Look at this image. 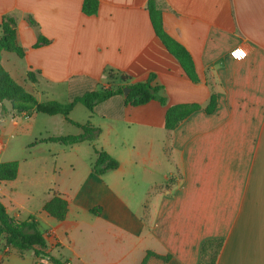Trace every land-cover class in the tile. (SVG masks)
Here are the masks:
<instances>
[{"label": "crops", "instance_id": "0c3cea01", "mask_svg": "<svg viewBox=\"0 0 264 264\" xmlns=\"http://www.w3.org/2000/svg\"><path fill=\"white\" fill-rule=\"evenodd\" d=\"M83 1L0 0V35L3 18L14 16L26 50L23 57L4 51L3 66L17 81L31 72L80 93L108 76L134 84L153 74L167 104L132 106L125 95H113L96 113L89 110L87 121L101 128L93 141L64 145L40 131L34 143L51 146L33 157L60 162L51 166L53 177L45 169L43 180L36 162L25 159V179L19 163L15 179L0 181L15 194L31 190L42 204L33 211L15 198L13 216L34 215L50 252L64 249L71 264H140L149 250L170 258L152 256L148 264H199L210 239L223 240L217 264H264V0H157L166 31L195 64L196 82L157 38L149 0H99L93 15L82 11ZM40 35L50 42L35 47ZM213 95L216 107L208 111ZM181 103L200 108L166 128L168 107ZM17 127L0 138L17 137ZM95 147L119 166L98 174ZM51 182L59 184L56 192ZM54 194L69 202L61 221L44 210ZM5 244L3 237L0 264L13 250L25 257Z\"/></svg>", "mask_w": 264, "mask_h": 264}, {"label": "trees", "instance_id": "16d2710c", "mask_svg": "<svg viewBox=\"0 0 264 264\" xmlns=\"http://www.w3.org/2000/svg\"><path fill=\"white\" fill-rule=\"evenodd\" d=\"M99 0H84L82 11L85 14L93 15L98 12ZM148 9L150 18L157 38L164 45L166 50L174 56L179 64L183 67L186 74L192 81H198V74L195 64L188 51L175 40L165 29L162 11L157 0H149ZM31 24H35L33 17H29ZM2 34L0 35V99L10 100L13 108L25 111L28 115L34 113H46L49 115L63 114L65 118L80 127L83 132L79 134L57 135L51 136L47 140L58 142L64 145H72L85 140L93 141L100 134L101 128L96 126L91 120L85 123H79L70 118V113L76 103H83L91 113H96L98 105L113 95L124 94V88L130 87L131 92L126 97V103L136 106L147 103L153 99L159 100L162 104H167L166 97L159 95V87L152 85L154 75L151 74L144 82H136L128 86L118 88L91 89L85 90L77 94L68 103H61L57 100L39 101L37 97L28 91L24 85L19 83L10 72L2 64V55L4 51L16 53L23 57L26 54L25 48L19 43L17 20L14 16H5L1 23ZM50 40L40 35L35 47L49 43ZM124 79L127 77L124 76ZM72 88V92H73ZM216 107V97L212 96L208 111H212ZM200 108L197 103H181L170 105L167 109L165 124L166 128L174 129L185 117ZM3 110H5L3 108ZM96 159L93 162L94 170L98 174H103L108 170L116 169L119 161L112 157L108 152L101 148L95 147ZM19 161H3L0 163V181L15 179L19 171ZM69 202L62 194H54L44 204V210L58 220H64L68 213ZM93 211L98 212V209ZM5 238V247L16 249L20 253L32 250L36 257V264H42L41 260L49 259L54 264H71L68 260H63L51 254L46 241L45 234L40 229L39 223L34 215H30L27 219H18L8 213L6 207L0 202V239ZM223 247L222 239H210L204 242L201 248V259L199 264H217L220 251ZM155 256L167 261L170 255L161 256L154 251L149 250L140 264H148L150 257Z\"/></svg>", "mask_w": 264, "mask_h": 264}, {"label": "rangeland", "instance_id": "374dc122", "mask_svg": "<svg viewBox=\"0 0 264 264\" xmlns=\"http://www.w3.org/2000/svg\"><path fill=\"white\" fill-rule=\"evenodd\" d=\"M19 83L22 85H26V88H29L31 91V86L37 87L41 91V99L42 101L47 100H57L61 103H68L77 94V91L75 92L73 90L70 91L67 89L66 84L60 82V81H53V82H47L43 79H39L36 74H33L29 72V74L22 80H18ZM129 83H121V81L112 78V76H108L104 78L96 87L95 89H105V88H118L121 86H128ZM28 90V89H27ZM28 90V91H30ZM30 91V92H31ZM39 91V92H40ZM131 91L128 92V94ZM33 93V92H31ZM128 94H123L126 97ZM3 108L5 110H3ZM25 111H20L18 109L13 108V103L10 100H4L2 101L0 99V132L3 131L6 134L12 133L13 128L15 124H17V137H14V135L10 138H6V136H3L0 138V160L5 161H11V160H17L21 164V178L25 179L24 174L25 166L28 164V162L35 161L36 163L33 165L37 169H39L38 173H43V180L45 176V169L49 171L48 176L53 177L51 166L54 164L55 161L60 162V156L59 158H53L51 156H44L40 158H34L32 153H38V154H46L48 152L47 147L51 146V143H44V144H38L34 143L38 140L36 137H40L39 132L42 131L43 134L47 133L46 131H49V133H53L56 135H68V134H76L81 132V129L76 125L73 124L65 119V116L63 114L58 115H49L46 113H34L30 116ZM89 109L83 104V103H76L73 110L71 111L70 117L81 122H86L89 118ZM54 118L57 119L58 122L51 123L49 119ZM29 122H32L34 124V128L31 127L27 131H20L19 129L22 128L24 125H27ZM29 137V139H28ZM33 141V147L27 146L28 141ZM8 144V148H4ZM25 159H28V162H25ZM40 169H43L41 172ZM56 180L58 178L57 175H55ZM60 178V177H59ZM60 183V182H59ZM10 184V183H9ZM49 186L50 192H56L57 189H59V184L56 182H51ZM6 185H0V200H4L8 208L10 210V213L14 215L16 211L18 210V203L14 201L15 198L19 200L25 207L32 208L33 211H38L41 209L42 204L41 202H38L33 198L31 195V190L29 189H23L19 194H15L10 189H7L5 187ZM34 190V189H33ZM24 212V211H23ZM41 229V228H40ZM52 255L61 258L63 260H66L69 256H67L66 251L61 249L60 247L56 248L53 252H51ZM9 261H6V264H32L33 260V252L32 250L26 251V255L24 258L20 257L15 250L12 251L10 257L7 259ZM43 264H54L49 259H44Z\"/></svg>", "mask_w": 264, "mask_h": 264}, {"label": "water", "instance_id": "95a60500", "mask_svg": "<svg viewBox=\"0 0 264 264\" xmlns=\"http://www.w3.org/2000/svg\"><path fill=\"white\" fill-rule=\"evenodd\" d=\"M130 90H131L130 87H125V88H124V93H125V94H128V92H129Z\"/></svg>", "mask_w": 264, "mask_h": 264}]
</instances>
